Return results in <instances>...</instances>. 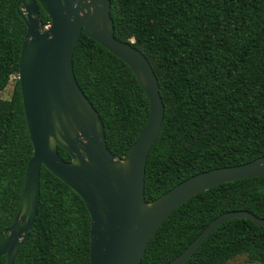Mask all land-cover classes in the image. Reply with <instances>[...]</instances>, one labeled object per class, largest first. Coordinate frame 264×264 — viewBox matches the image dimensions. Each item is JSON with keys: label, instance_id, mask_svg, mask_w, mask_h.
<instances>
[{"label": "trees", "instance_id": "obj_1", "mask_svg": "<svg viewBox=\"0 0 264 264\" xmlns=\"http://www.w3.org/2000/svg\"><path fill=\"white\" fill-rule=\"evenodd\" d=\"M17 1L0 0V93L18 75L26 34ZM110 15L115 37L133 40L149 60L165 107L146 160V201L193 174L264 155V0H110ZM72 65L100 115L108 149L124 157L148 118L145 91L121 59L84 32ZM31 154L16 77L10 98L0 96V245L17 212ZM232 210L264 218V176L218 184L175 208L139 264L170 261L216 216ZM89 248L84 201L42 166L37 214L14 264H89ZM239 255L264 264V227L249 218L216 227L183 264H227Z\"/></svg>", "mask_w": 264, "mask_h": 264}, {"label": "water", "instance_id": "obj_2", "mask_svg": "<svg viewBox=\"0 0 264 264\" xmlns=\"http://www.w3.org/2000/svg\"><path fill=\"white\" fill-rule=\"evenodd\" d=\"M37 2L48 22L41 20ZM16 10L26 25L17 78L32 154L17 212L0 245L6 264H14L19 247L29 238L42 166L85 203L90 215L89 264H139L149 241L175 208L218 184L264 176L263 155L193 174L146 201V160L165 107L149 60L133 40L115 37L110 0H18ZM81 32L121 59L147 95L148 118L124 157L108 149L100 115L75 78L72 58ZM58 146L70 160L59 155ZM233 218H249L264 227V218L247 210L221 213L164 264H183L216 227Z\"/></svg>", "mask_w": 264, "mask_h": 264}, {"label": "rangeland", "instance_id": "obj_3", "mask_svg": "<svg viewBox=\"0 0 264 264\" xmlns=\"http://www.w3.org/2000/svg\"><path fill=\"white\" fill-rule=\"evenodd\" d=\"M16 75H12L8 85L4 88V90L1 91L0 96L3 99H9L15 84V79H16ZM227 264H260L258 262L256 263H251L248 262L246 257L244 255H239L236 256L235 258H233L232 260H230Z\"/></svg>", "mask_w": 264, "mask_h": 264}]
</instances>
